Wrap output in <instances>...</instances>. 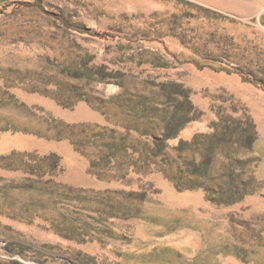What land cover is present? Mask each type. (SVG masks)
Listing matches in <instances>:
<instances>
[{
	"label": "rangeland",
	"instance_id": "rangeland-1",
	"mask_svg": "<svg viewBox=\"0 0 264 264\" xmlns=\"http://www.w3.org/2000/svg\"><path fill=\"white\" fill-rule=\"evenodd\" d=\"M33 1L0 0V264H264V0Z\"/></svg>",
	"mask_w": 264,
	"mask_h": 264
},
{
	"label": "trees",
	"instance_id": "trees-1",
	"mask_svg": "<svg viewBox=\"0 0 264 264\" xmlns=\"http://www.w3.org/2000/svg\"><path fill=\"white\" fill-rule=\"evenodd\" d=\"M18 5H33V6H37L38 8L42 9L40 2L38 0H35L31 3H18ZM54 17L58 19L59 21H61L67 28L73 29L77 31L78 33H83V34H87L93 37L104 38V39L113 38L118 35L117 33L113 31H109V30H96V29H88V28L72 26V25L66 24L60 16L54 15ZM165 50L170 56H172L178 62L191 63L199 69L209 68L215 71H225L227 73H236L242 78V80L250 84H253L255 86L261 87L262 83L260 81L254 79L252 76H250L247 73H243L239 69H235V68L229 67L228 65L215 63L212 61L199 60L191 56H185L181 53L179 54L172 53V52L167 51L168 49H165ZM178 113L176 110L171 113H167V114L164 113L160 115V124L162 122V124L160 125L161 137L159 139H155L154 141V143L157 146L163 145L164 141H166L167 139L175 138L178 132L180 131V129L189 120L188 117L186 116L184 117L183 115H181L180 113L178 114ZM183 144L184 143L182 141H179L176 145V148L181 147Z\"/></svg>",
	"mask_w": 264,
	"mask_h": 264
}]
</instances>
